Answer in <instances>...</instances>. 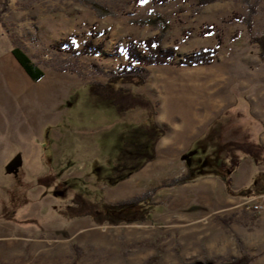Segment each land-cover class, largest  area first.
<instances>
[{"label": "rangeland", "instance_id": "1", "mask_svg": "<svg viewBox=\"0 0 264 264\" xmlns=\"http://www.w3.org/2000/svg\"><path fill=\"white\" fill-rule=\"evenodd\" d=\"M156 35L176 62L217 36L222 45L210 65L146 66L142 86L112 85L123 108L137 105L119 114L93 85L121 72L130 39ZM263 35L264 0H0V264H264V211L242 206L264 201V150L262 165L237 172L228 158L264 147V61L252 44ZM67 39L104 45L94 58L55 48ZM207 115L217 117L187 150L164 144ZM156 127L168 134L152 138ZM140 198L144 221L112 225L103 213Z\"/></svg>", "mask_w": 264, "mask_h": 264}, {"label": "trees", "instance_id": "2", "mask_svg": "<svg viewBox=\"0 0 264 264\" xmlns=\"http://www.w3.org/2000/svg\"><path fill=\"white\" fill-rule=\"evenodd\" d=\"M160 3H166L168 0H157ZM250 1V0H245ZM216 2V0H198V4L200 6H205L207 4H211ZM249 29L250 26H249ZM210 34V33H209ZM92 38H94V34L92 33ZM161 35H156L154 37L147 38L142 42H135L134 40H129L127 42V46L125 49L127 63L121 69V72L118 74L112 75L110 77L109 82L104 87H98L97 85H93L94 92L101 97H104L108 100H111L113 104L116 106L119 114H123L125 109L128 111L131 108H137V105L130 104L127 107L123 108L122 102L123 97L118 96L121 93V90L114 91L112 85L119 83L122 84H130L135 87L142 86L146 81V74L144 71V67H153V66H164V65H177V66H206L210 65L214 59L215 55L218 53V48L222 45V38L220 36L216 37L217 46L212 49L200 50L197 53L181 60L180 62H176V50L173 48H169L167 50L162 49V39ZM257 45L260 49L259 57L262 61H264V35L260 37H252V44ZM104 43H101L98 47L94 46L93 39L88 40L84 46L80 49L74 47L70 39L64 40L59 44L55 45V48H65L68 52L72 54H79L82 56H91L95 57L99 54V50L103 48ZM12 55L18 62V64L22 67L24 72L28 75V77L37 82L43 78L42 71L38 69V67L33 64L29 58L19 49L14 48L12 50ZM152 138L156 139L160 138L164 131L160 130L158 127L155 129H150ZM238 144V143H235ZM228 146H232L233 143L227 144ZM153 147L154 143H152V155L149 156L150 160L153 158ZM236 150V149H235ZM264 150V147L261 144H251V146L246 147L245 149L241 146L239 151L241 154L248 156L252 159L253 163L256 166L262 165L261 162V153ZM233 156V158H231ZM232 152L229 154V160H232L230 163L229 169L234 171L239 163L238 157H235ZM228 160V161H229ZM224 166V165H223ZM189 180V175H185L179 179L172 181V185H183L187 183ZM227 190L230 193V179H227ZM142 202V199L133 200L131 202H124L119 205H106L103 206V213H106L110 217H117V220H109V223L112 225L121 224L126 222H141L146 220L147 213H141V217H137L140 214L138 209L139 204ZM77 208V207H76ZM100 212V210H99ZM135 213V217L131 218L127 215V213ZM125 214L127 216H125ZM92 216V213L88 214ZM96 217V215H93ZM252 258L243 255L238 259H233L225 264H250L252 262Z\"/></svg>", "mask_w": 264, "mask_h": 264}, {"label": "crops", "instance_id": "3", "mask_svg": "<svg viewBox=\"0 0 264 264\" xmlns=\"http://www.w3.org/2000/svg\"><path fill=\"white\" fill-rule=\"evenodd\" d=\"M12 50H11V55H12ZM12 57L16 61V59L14 58L13 55H12ZM16 63L18 64L17 61H16ZM19 68L21 70H23L20 65H19ZM216 117H217L216 115H207V116H203V117H200V118L199 117H197V118L194 117V119H191L190 122L187 124V128L186 129L183 130V128H179V129H177V132H176L177 134L171 135L172 134L171 133L170 137H169V138H171V140L166 141L164 144H167V142H170V147L168 148L169 150H177V151H185V150H187L188 146L191 145L194 142V140L197 139L199 135H201V133L206 132L209 129L210 125H212V123L215 121ZM156 124L159 125V126H164L165 125L163 120L156 121ZM167 134L168 133L164 130V136H166ZM171 136H173V137H171ZM228 143H238V144H240V142H228ZM165 149H167V148H165ZM238 156H240L241 158H239L238 166L234 170L236 172H237L238 168L240 167L241 162H244V161H249L250 162V160H252L248 156H245V155H243L241 153H239ZM234 181L236 182V184L233 187L234 189L233 188L232 189H233L234 192H236L235 188H239L242 185L237 183L236 179ZM212 183L214 185H216L215 182H212ZM191 184H194V183H191ZM230 197L231 198L227 202H229V205H230L229 210H231L230 211V213H231V212H233V205H234L235 201L233 199V196H230Z\"/></svg>", "mask_w": 264, "mask_h": 264}, {"label": "built area", "instance_id": "4", "mask_svg": "<svg viewBox=\"0 0 264 264\" xmlns=\"http://www.w3.org/2000/svg\"><path fill=\"white\" fill-rule=\"evenodd\" d=\"M242 206H244L247 211H251L253 213L264 211V201L262 203L261 201H256L252 203L244 202Z\"/></svg>", "mask_w": 264, "mask_h": 264}]
</instances>
